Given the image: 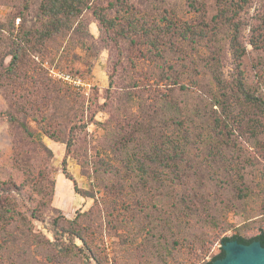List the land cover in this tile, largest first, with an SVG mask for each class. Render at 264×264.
<instances>
[{
    "label": "rangeland",
    "instance_id": "1",
    "mask_svg": "<svg viewBox=\"0 0 264 264\" xmlns=\"http://www.w3.org/2000/svg\"><path fill=\"white\" fill-rule=\"evenodd\" d=\"M47 1L0 0V264H206L264 234V0H84L41 39Z\"/></svg>",
    "mask_w": 264,
    "mask_h": 264
},
{
    "label": "trees",
    "instance_id": "2",
    "mask_svg": "<svg viewBox=\"0 0 264 264\" xmlns=\"http://www.w3.org/2000/svg\"><path fill=\"white\" fill-rule=\"evenodd\" d=\"M245 1L246 0H243V3ZM47 2H48V4L43 7V10H44V14H46V15L51 14L52 15V21L50 22V24L53 27V32L52 31H46L44 33V35H42L40 37L41 39H47V38L51 37L52 33H59V30L61 28L66 27L65 25L69 21V19H71L72 17L78 16L81 13V9H80L79 5H83L84 0H48ZM256 43H257V38H256V41L254 40L251 43L252 47L254 46L256 48L257 47ZM230 49L232 52L233 59L235 61L239 62L240 59L242 58L243 54H244L243 53L244 49H242V50L240 49V46L238 43V37L236 35L235 30H234L232 38L230 40ZM17 62H18L17 56L16 55L12 56L7 71H13L17 65ZM213 80L215 81V86L221 87V81H220V78L218 75H214ZM222 96L225 97L226 95L222 94ZM172 103H173L172 108H174V110H177L178 104L175 101ZM215 103H219V102H217V100H216ZM7 121H8V123L11 124V123H13V118L11 116L7 117ZM173 123H174V125L176 124L177 126L181 125L180 122L174 121ZM21 127H22L23 131L26 133V135L29 138L34 140V136L27 130V128L24 125H22ZM173 147L175 150V146H173ZM182 157H183L182 153L174 152L172 156L168 155L167 159L164 161L170 162L171 164L176 165V163L182 162ZM63 174H64L66 179L71 180V178L69 176H67V174H65V173H63ZM2 185H4V184H2ZM73 189H74V191H77L74 183H73ZM3 193H5V190L0 189V198L2 197ZM0 213L4 217L6 216L9 219L12 218V214L8 210L2 209L0 211ZM30 217H32V216H30ZM231 240L237 241L238 243H241L244 245H247L253 241H258V242H260L261 246L264 247V234L263 233L259 234L258 236L254 237V238H251V239H245V238H242L240 236H233L231 238H222L221 244L228 242V241H231ZM222 257H223V251L220 249L219 254L214 256L212 258L211 262H208L206 264H211L213 261L219 260Z\"/></svg>",
    "mask_w": 264,
    "mask_h": 264
},
{
    "label": "water",
    "instance_id": "3",
    "mask_svg": "<svg viewBox=\"0 0 264 264\" xmlns=\"http://www.w3.org/2000/svg\"><path fill=\"white\" fill-rule=\"evenodd\" d=\"M223 257L211 264H264V247L253 241L247 245L231 240L221 244Z\"/></svg>",
    "mask_w": 264,
    "mask_h": 264
},
{
    "label": "built area",
    "instance_id": "4",
    "mask_svg": "<svg viewBox=\"0 0 264 264\" xmlns=\"http://www.w3.org/2000/svg\"><path fill=\"white\" fill-rule=\"evenodd\" d=\"M64 80H65V81H68V82H71V80H70V79H68V78H64Z\"/></svg>",
    "mask_w": 264,
    "mask_h": 264
}]
</instances>
